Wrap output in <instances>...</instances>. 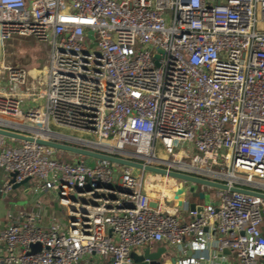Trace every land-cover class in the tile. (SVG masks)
Returning a JSON list of instances; mask_svg holds the SVG:
<instances>
[{
  "label": "built area",
  "instance_id": "built-area-1",
  "mask_svg": "<svg viewBox=\"0 0 264 264\" xmlns=\"http://www.w3.org/2000/svg\"><path fill=\"white\" fill-rule=\"evenodd\" d=\"M16 37L46 46L42 77L8 63ZM0 128L264 193V0H0ZM180 144L211 170L169 163ZM57 151L0 134L3 186L34 180L32 207L6 215L0 264H131L164 240L178 264H264V197L217 189L181 222L133 168Z\"/></svg>",
  "mask_w": 264,
  "mask_h": 264
},
{
  "label": "water",
  "instance_id": "water-1",
  "mask_svg": "<svg viewBox=\"0 0 264 264\" xmlns=\"http://www.w3.org/2000/svg\"><path fill=\"white\" fill-rule=\"evenodd\" d=\"M89 34L92 36V31H90ZM156 56L158 57V54H156ZM0 134L24 141H36L37 143L48 145L62 151H68L76 155L84 156L86 160H89L90 158L100 159L108 161L111 164L131 167L140 171L157 173L180 180L184 185L178 189L175 198L178 199L179 205L187 204L188 208L191 211H195L198 217L202 216L205 210V202L199 203L195 199H187L186 201L188 202L184 204V202H186L184 201V196L190 193L193 197L200 196V199H203V201H205V193L197 191V186L199 185L209 188L226 189L230 191L264 197V193H261L257 190H252L238 185H229L228 183H226V181L211 179L194 171L184 170L179 167L168 169L162 166L150 165L144 162L142 158L138 157L125 158L117 154H109L101 151L91 150L72 144L59 142L56 140L44 141L42 139L35 138L30 134L11 129L0 128ZM29 179L30 178H26L22 182L15 183L13 185V188H17L21 185L26 184ZM13 181L14 179L12 180V182ZM30 247L31 252H33L39 250L41 245L39 243H32L30 244ZM224 253H230V249L226 248L224 250ZM130 256L132 259L131 264H178L179 252L174 247L159 246L156 249H153L152 246L149 245L141 250L131 251Z\"/></svg>",
  "mask_w": 264,
  "mask_h": 264
},
{
  "label": "rangeland",
  "instance_id": "rangeland-1",
  "mask_svg": "<svg viewBox=\"0 0 264 264\" xmlns=\"http://www.w3.org/2000/svg\"><path fill=\"white\" fill-rule=\"evenodd\" d=\"M8 63L11 66H18L26 69L30 74L31 77H34L35 75H38L40 73V76L42 77L43 74L41 73V70L44 68V65L46 63V58H47V48L46 46L38 41L35 38L32 37H16L13 40H11L8 44ZM32 80V79H31ZM157 154H163V144L161 143L160 140L157 141ZM177 151L175 152L174 155H167L170 159L174 160H179V158H189V159H195L197 162L204 163L205 168L208 170H211L213 167L210 162H207L206 160L203 159H209L211 157L205 156L201 152V150L188 145V144H180L176 146ZM223 152L219 153L218 160L220 163H224L225 159L222 156ZM57 155L61 160H64L66 162H74L77 159H80L78 155H75L73 153H70L68 151H62L58 149ZM199 156H201L203 159H200ZM213 156V155H212ZM209 157V158H208ZM226 163V162H225ZM224 163V164H225ZM2 174L0 176V219L2 217H5L6 212L10 209V211L17 212L18 210L24 209V210H29L30 207L32 206V193L30 191V187L34 185V180L28 181L26 184L21 185L17 188H12V189H6L3 186V182L5 181V172L2 168ZM222 170H226V166H223L221 168ZM134 172L139 175H143V177L148 180V187L149 193L152 196H158L162 195L163 193H167L169 196L170 193L167 191L168 184L165 182L166 178H159L155 177L153 179V175H149L147 171H140L137 169H134ZM164 177V176H163ZM9 178V177H8ZM151 179H153L151 181ZM168 179V178H167ZM170 179V178H169ZM176 182H181L180 180L175 179ZM201 187V185H199ZM205 187V186H204ZM208 189V192L213 191V194L215 195L217 189L216 188H209L205 187ZM43 201L45 204L49 205L50 207V213L53 215L58 216H63V214L66 215L65 211H59L58 208V197L53 196L51 194H47L46 196L43 197ZM172 205L176 204V198H173L171 200ZM170 202V204H171ZM206 202V201H203ZM160 243V242H158ZM169 247H174L173 245H170ZM177 249V248H176ZM179 252V251H178ZM180 255V252H179ZM96 262L98 264L101 263L102 258L97 257ZM85 264V263H83Z\"/></svg>",
  "mask_w": 264,
  "mask_h": 264
},
{
  "label": "crops",
  "instance_id": "crops-1",
  "mask_svg": "<svg viewBox=\"0 0 264 264\" xmlns=\"http://www.w3.org/2000/svg\"><path fill=\"white\" fill-rule=\"evenodd\" d=\"M1 174H2V170L0 169V176H1ZM159 178H166V177H159ZM165 183L168 184L167 191L170 193L169 196L167 195V193H163L161 195L164 199V202H165V208L169 209L170 211H173L181 222L191 220L193 215L191 214V210L189 208H187L186 205H179L178 199H176V204L172 205V202H171V200L173 198H175V195H176L178 189L180 187H182L184 184L182 182H176L175 180H172L169 178L168 179L166 178V180H165V182H163V184L165 185ZM197 191L205 193V195H206V198H205L206 202L205 203L209 202L212 198L214 199V197H215V195L213 194V191L208 192V189H206L204 186H201V187L197 186ZM158 196H160V195H158ZM187 199H193V200L195 199L199 203L203 202V199H200V196L193 197L190 193L186 194L184 196V200H187ZM170 202H171V204H170ZM32 204H33V201H32ZM8 212H13V211H10V209H9L6 212L5 217H2L0 219V230L3 229L5 224H6V215ZM150 246H152L153 249H156L159 246L169 247L170 245L168 244L167 241L164 240V241H161L160 243L152 242V243H150Z\"/></svg>",
  "mask_w": 264,
  "mask_h": 264
},
{
  "label": "bare ground",
  "instance_id": "bare-ground-1",
  "mask_svg": "<svg viewBox=\"0 0 264 264\" xmlns=\"http://www.w3.org/2000/svg\"><path fill=\"white\" fill-rule=\"evenodd\" d=\"M209 157H211V156H209ZM199 158L200 159H203L201 156H199ZM203 160H207V159L205 158ZM196 162L197 161L195 159H189V158L186 157V158H179V162H177V161H170L169 163L174 164V165H178L180 167H190V168H194L195 167L194 165H196L195 164Z\"/></svg>",
  "mask_w": 264,
  "mask_h": 264
}]
</instances>
